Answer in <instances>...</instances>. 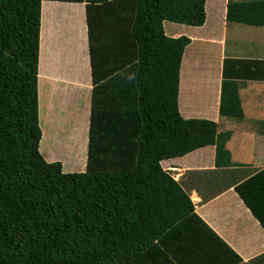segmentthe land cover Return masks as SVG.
I'll return each instance as SVG.
<instances>
[{
  "label": "trees",
  "instance_id": "obj_1",
  "mask_svg": "<svg viewBox=\"0 0 264 264\" xmlns=\"http://www.w3.org/2000/svg\"><path fill=\"white\" fill-rule=\"evenodd\" d=\"M43 1L0 0V264H174L163 240L198 216L161 163L216 146L217 165L231 164V132L182 117L180 75L192 40L164 30L166 21L203 27L208 0H58L86 3L90 28L128 24L133 47L123 70L108 78L122 80L123 104L101 109L93 98L88 169L69 174L40 151ZM227 21L264 27V0H229ZM232 62L240 77L264 78V61ZM229 63L220 114L240 120Z\"/></svg>",
  "mask_w": 264,
  "mask_h": 264
},
{
  "label": "crops",
  "instance_id": "obj_2",
  "mask_svg": "<svg viewBox=\"0 0 264 264\" xmlns=\"http://www.w3.org/2000/svg\"><path fill=\"white\" fill-rule=\"evenodd\" d=\"M228 3L208 0L203 27L164 22L168 37L192 40L180 75L182 117L210 120L218 124L219 133L231 132L226 144L231 164L225 159L226 164L217 165L216 146L161 163L191 196L198 216L165 236L174 264H264V78L240 77L232 62L264 61V51L256 58L228 56L229 31L235 30L231 25L239 24L228 23ZM130 39L128 24L97 21L90 28L86 3L42 2L40 151L46 161L60 162L65 173L88 169L93 98L101 109L123 104L122 80L108 78L132 58ZM227 61L228 77L239 85L244 110L240 120L220 114Z\"/></svg>",
  "mask_w": 264,
  "mask_h": 264
},
{
  "label": "rangeland",
  "instance_id": "obj_3",
  "mask_svg": "<svg viewBox=\"0 0 264 264\" xmlns=\"http://www.w3.org/2000/svg\"><path fill=\"white\" fill-rule=\"evenodd\" d=\"M231 26L235 30L230 29L229 31L228 56L260 57L264 51V27H247L241 24ZM221 28L222 26L219 24L218 30L221 31Z\"/></svg>",
  "mask_w": 264,
  "mask_h": 264
}]
</instances>
